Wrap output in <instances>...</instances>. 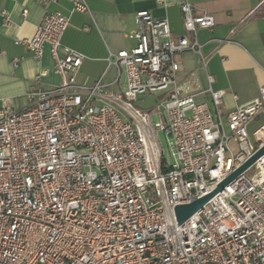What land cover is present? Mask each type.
<instances>
[{"label": "built area", "instance_id": "1", "mask_svg": "<svg viewBox=\"0 0 264 264\" xmlns=\"http://www.w3.org/2000/svg\"><path fill=\"white\" fill-rule=\"evenodd\" d=\"M71 2L90 14L86 0ZM180 10L178 36L167 18L136 13L137 46L107 58L125 78L118 90L78 82L86 56L63 45L70 19L60 12L17 41L35 60L48 46L61 82L31 93L22 111L1 99L0 264H264V155L182 225L176 218L264 147V123L254 150L247 129L264 114V83L229 113L212 76L213 107L178 84L177 56L202 55L197 32L216 25L191 0ZM155 93H165L159 123L132 104ZM159 131L172 140V164Z\"/></svg>", "mask_w": 264, "mask_h": 264}, {"label": "crops", "instance_id": "2", "mask_svg": "<svg viewBox=\"0 0 264 264\" xmlns=\"http://www.w3.org/2000/svg\"><path fill=\"white\" fill-rule=\"evenodd\" d=\"M182 1L86 0L91 9L89 14L72 12L71 0H0V110L1 99H8L13 111H22L29 107L31 93L51 90L61 82L48 46L42 59L35 60L17 42L32 39L48 13L60 12L70 19L62 43L86 56L78 82L93 86L102 80L118 90L125 78L118 80V71L108 66L107 58L110 53L137 46V41L128 37L136 30V13L147 9L156 18H167L172 33L178 36L185 33ZM191 1L197 13L212 15L216 25L197 32L202 55L187 51L177 56L180 64L177 82L187 93L195 94L197 102L213 107L208 80L212 76V89L224 93V111H235L258 98L264 83V67L260 64L264 60V14H260L263 2ZM188 36L192 39V35Z\"/></svg>", "mask_w": 264, "mask_h": 264}, {"label": "rangeland", "instance_id": "3", "mask_svg": "<svg viewBox=\"0 0 264 264\" xmlns=\"http://www.w3.org/2000/svg\"><path fill=\"white\" fill-rule=\"evenodd\" d=\"M248 2L251 1L254 4H258L259 0H246ZM262 1L261 7H264V0ZM260 14H264V8L260 12ZM261 66L264 67V60H260ZM216 86V85H215ZM217 87V86H216ZM165 93H155V94H149L146 95L143 98H140L138 101L133 102V106L139 110L147 111L151 113L152 115V121L154 123L163 122L162 113L158 110L153 111L154 108H156L159 104H161L164 101ZM264 123V114L259 115L255 119H253L249 125H247L248 133H249V140L248 144L250 149L254 150L258 147V143L255 140L254 133L255 131ZM158 138L161 143L163 152H164V158L167 160L169 164H172L174 162V159L172 157L171 152V138L166 135L165 132H158Z\"/></svg>", "mask_w": 264, "mask_h": 264}, {"label": "water", "instance_id": "4", "mask_svg": "<svg viewBox=\"0 0 264 264\" xmlns=\"http://www.w3.org/2000/svg\"><path fill=\"white\" fill-rule=\"evenodd\" d=\"M264 155V147L258 150L245 164H243L237 171L231 174L227 179H225L221 184L217 187V189L211 194L198 199L191 204L178 206L175 209L176 218L179 225H182L186 222L191 216L198 212L203 206L211 200L215 195H217L235 178H237L240 174H242L245 170L249 168V166L253 165L260 157Z\"/></svg>", "mask_w": 264, "mask_h": 264}]
</instances>
